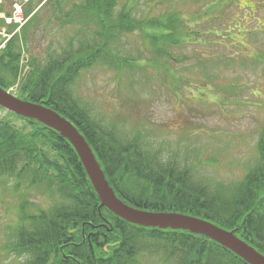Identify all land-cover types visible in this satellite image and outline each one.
Returning <instances> with one entry per match:
<instances>
[{"label":"trees","instance_id":"1","mask_svg":"<svg viewBox=\"0 0 264 264\" xmlns=\"http://www.w3.org/2000/svg\"><path fill=\"white\" fill-rule=\"evenodd\" d=\"M118 1L83 0L64 12L58 4L64 25L94 22L99 29L91 38L71 37L66 51L49 54L43 64L33 59L18 98L45 105L75 125L125 203L145 211L205 219L234 232L264 255V126L257 163L236 182L210 186L176 153L166 155L163 148L153 146L144 136L151 130L147 125L133 136H123L118 126L100 121L78 98L74 84L81 72L94 65L103 63L119 75L138 66L133 58L123 56L119 45L123 36L140 33L146 52L154 58L147 63L155 69L159 60L167 65L169 59L182 61L171 56L169 46L199 40L198 32L181 18L168 12L150 17L152 11L132 18L128 6L115 12ZM11 41L9 49L15 46ZM17 48L0 56V86L6 90L12 83L1 74L10 71L9 78L17 76L18 66L12 67L21 54ZM10 115L30 127L23 134L12 123L0 122V179H14L16 190L25 192L19 197L17 222L7 247L25 259L21 264H139L138 257L146 255H159L162 264H247L204 235L134 225L101 207L69 141L34 119ZM32 190H39L52 204L42 207L28 199Z\"/></svg>","mask_w":264,"mask_h":264},{"label":"rangeland","instance_id":"2","mask_svg":"<svg viewBox=\"0 0 264 264\" xmlns=\"http://www.w3.org/2000/svg\"><path fill=\"white\" fill-rule=\"evenodd\" d=\"M18 2L22 0H0V56L17 46L21 49L18 63L12 65L18 66L17 76L9 78L10 71L1 74L11 81L8 90L17 98L32 72L33 59L43 64L49 54L68 49L71 37L91 38L99 29L94 22L63 24L62 13L83 0H29L24 11L35 17L18 31L9 26ZM125 6L138 19L150 11V17L168 12L190 24L199 40L169 46L171 56L182 61L169 59L167 65L159 60L155 69L147 63L154 58L146 52L140 33L123 36L119 43L123 56L138 66L119 75L103 63L94 65L74 84L78 98L100 121L118 126L123 136H133L147 125L151 130L144 136L153 146L163 148L166 155L176 153L210 186L242 179L258 161L264 126V0H119L115 12ZM12 39L15 46L9 49ZM3 120L23 134L30 131L22 120L0 110ZM21 192L24 188L16 190L14 179H0V264L25 260L7 249ZM32 192L27 193L31 201L42 207L52 204L39 190ZM138 260L162 264L159 255Z\"/></svg>","mask_w":264,"mask_h":264},{"label":"water","instance_id":"3","mask_svg":"<svg viewBox=\"0 0 264 264\" xmlns=\"http://www.w3.org/2000/svg\"><path fill=\"white\" fill-rule=\"evenodd\" d=\"M0 108L26 119H34L68 140L101 201V207L107 208L124 221L146 228L186 230L192 234L204 235L233 252L247 264H264L263 254L237 237L234 232L220 228L212 222L181 213L145 211L125 203L111 187L85 137L75 125L55 110L19 99L1 86Z\"/></svg>","mask_w":264,"mask_h":264},{"label":"built area","instance_id":"4","mask_svg":"<svg viewBox=\"0 0 264 264\" xmlns=\"http://www.w3.org/2000/svg\"><path fill=\"white\" fill-rule=\"evenodd\" d=\"M9 19L12 20L10 22L21 24V25L25 22L22 5H19V4L14 5V14L12 18H9Z\"/></svg>","mask_w":264,"mask_h":264}]
</instances>
